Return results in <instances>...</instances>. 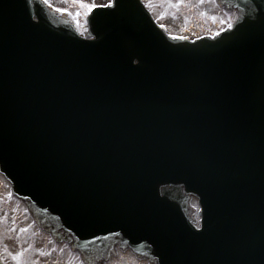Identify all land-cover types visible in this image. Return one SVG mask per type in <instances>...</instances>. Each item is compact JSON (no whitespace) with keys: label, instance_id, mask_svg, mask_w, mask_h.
Segmentation results:
<instances>
[{"label":"water","instance_id":"1","mask_svg":"<svg viewBox=\"0 0 264 264\" xmlns=\"http://www.w3.org/2000/svg\"><path fill=\"white\" fill-rule=\"evenodd\" d=\"M221 1L234 27L191 42L140 0L95 9L91 40L0 0V172L40 223L83 252L120 235L160 264H264V0Z\"/></svg>","mask_w":264,"mask_h":264},{"label":"rangeland","instance_id":"2","mask_svg":"<svg viewBox=\"0 0 264 264\" xmlns=\"http://www.w3.org/2000/svg\"><path fill=\"white\" fill-rule=\"evenodd\" d=\"M145 1L168 31L176 34L198 37L210 34L209 31L211 32L212 29L218 26L224 27L230 22L227 12L217 10L216 0ZM47 2L57 7L61 12H69L75 20L76 26L78 28L80 26L82 32H84L87 26L86 18L90 11L89 8H91L89 5L107 3L109 0H47ZM211 16L214 17L210 18ZM1 183L0 180V185ZM7 188L6 184L0 188V245L9 251L7 257L10 264H15L13 256H18L19 251H26L25 255L28 264H53V258L50 257L53 252V245H50L46 235L38 231L33 232V228L26 232L28 233L26 234L27 237L21 234L22 232L24 233L25 228H30L29 226L27 227L30 220L23 213L24 208L19 202L12 200L9 203H5L4 194L7 193ZM193 202V206H195L196 210H199L198 201L194 199ZM19 236L22 237L20 238ZM25 238H28L27 242ZM56 249L59 251L60 248ZM33 250H35L37 258L33 257V261L30 262L32 257L29 256L32 253L34 254ZM39 253L42 255H39ZM60 254L55 252L54 256Z\"/></svg>","mask_w":264,"mask_h":264},{"label":"flooded vegetation","instance_id":"3","mask_svg":"<svg viewBox=\"0 0 264 264\" xmlns=\"http://www.w3.org/2000/svg\"><path fill=\"white\" fill-rule=\"evenodd\" d=\"M233 19L234 16L232 15V20ZM220 28L221 26H218L215 29H212L211 32L209 31V33L215 34L217 31H219ZM195 225L197 228H199L200 226L199 219H195ZM4 253L7 254V252ZM57 253H61V254L57 256H53V264H87V262H90L91 260V259L85 260L83 255L77 252L76 250H71V251L59 250L57 251ZM97 264H156V263L152 260H149L147 257L142 256L130 249L122 250L119 247H117V249H115L114 252H110L109 255L98 261Z\"/></svg>","mask_w":264,"mask_h":264},{"label":"snow or ice","instance_id":"4","mask_svg":"<svg viewBox=\"0 0 264 264\" xmlns=\"http://www.w3.org/2000/svg\"><path fill=\"white\" fill-rule=\"evenodd\" d=\"M112 2V0H109V3H111ZM107 5H105V7H106ZM89 7H94V5H89Z\"/></svg>","mask_w":264,"mask_h":264}]
</instances>
